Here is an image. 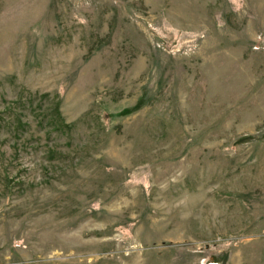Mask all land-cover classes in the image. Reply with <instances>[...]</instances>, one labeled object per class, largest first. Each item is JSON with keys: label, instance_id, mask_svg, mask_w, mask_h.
I'll return each instance as SVG.
<instances>
[{"label": "rangeland", "instance_id": "obj_1", "mask_svg": "<svg viewBox=\"0 0 264 264\" xmlns=\"http://www.w3.org/2000/svg\"><path fill=\"white\" fill-rule=\"evenodd\" d=\"M0 264H264V0H0Z\"/></svg>", "mask_w": 264, "mask_h": 264}]
</instances>
